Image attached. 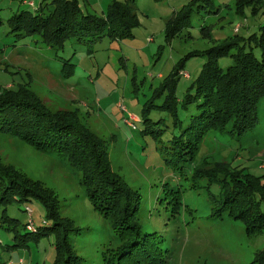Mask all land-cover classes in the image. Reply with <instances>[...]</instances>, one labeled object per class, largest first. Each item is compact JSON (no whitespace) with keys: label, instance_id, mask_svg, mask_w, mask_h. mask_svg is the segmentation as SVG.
Wrapping results in <instances>:
<instances>
[{"label":"rangeland","instance_id":"rangeland-1","mask_svg":"<svg viewBox=\"0 0 264 264\" xmlns=\"http://www.w3.org/2000/svg\"><path fill=\"white\" fill-rule=\"evenodd\" d=\"M30 1L38 6L43 0H0V90L25 84L52 109L80 111L90 129L105 139L113 169L142 197L138 215L142 232H158L166 263L257 264L253 262L264 248V231L248 236L242 221L226 214L213 217L211 196L205 188L208 178L199 177L207 170L229 165H240L257 175L264 173V97L258 104L253 129L243 136L207 131L193 161L179 159L174 147L191 116L198 112L196 104L183 108L179 103L178 120L182 124H176L169 110L146 108L150 103L165 104L166 95L156 97L154 91L183 65L176 91L181 101L207 59L203 55L183 57L213 45L201 36L203 19L196 13L191 27L167 41V17L189 0H135L141 22L131 28L133 35L127 31L117 40L70 38L62 50L46 45L37 35L19 37L10 32L8 20L15 12L34 11L26 5ZM79 1L83 12L101 15L112 0ZM222 15L226 18H206L214 25L216 39L233 34L236 25H240L238 34L248 36L264 23V14L253 15L248 8L243 18L235 11ZM260 52L259 47L254 48L256 55ZM233 62L229 56L219 60L224 68ZM129 113L141 118L135 123L136 129L125 121ZM145 116L150 120L146 134ZM0 160L40 181L58 198L61 214L73 228L68 243L82 256L83 264H115L116 252L128 241L117 235L115 220L89 202L81 170L62 155L42 152L1 129ZM198 166L201 170L196 169ZM210 191L219 195L216 184ZM26 205L33 209L32 217ZM6 214L19 227L15 229L8 221L0 223V264H21V260L24 264H57L55 233L37 240L29 238L25 246L19 245V236L29 233L25 225L30 218L41 231L50 225L39 200L14 201ZM128 264L139 263L130 260Z\"/></svg>","mask_w":264,"mask_h":264},{"label":"trees","instance_id":"trees-1","mask_svg":"<svg viewBox=\"0 0 264 264\" xmlns=\"http://www.w3.org/2000/svg\"><path fill=\"white\" fill-rule=\"evenodd\" d=\"M26 3L34 11L15 12L8 20L10 32L19 37L37 35L43 43L56 50L64 49L70 38H92L94 41L102 37L121 39L127 31L133 35L131 28L141 22L135 0H112L101 15L83 12L79 0H43L38 6L33 1ZM247 7L251 8L253 15L264 12L261 0H237V14L244 15ZM214 9L215 0H190L166 20L167 41L171 42L192 25L193 13H207ZM203 37L212 39L213 35L205 32ZM255 47L260 48V55L254 53ZM197 55L207 59L184 98L179 101L176 95L180 71L184 69L182 65L154 91L156 97L166 95L165 104L160 107L150 103L146 107L169 110L176 124H182L178 120L179 103L183 108L196 104L198 112L191 116L184 133L175 141L178 144L174 147L178 149L176 155L185 161H193L207 131L243 136L255 127L258 104L264 97V23L248 36L230 35L207 49L193 50L182 60ZM228 56L234 62L224 68L219 60ZM142 121L146 123L144 134L149 133L148 116ZM0 129L42 152L62 155L82 171V183L88 192L89 202L94 209L112 217L117 235L128 241L116 252L115 264H128L130 260L139 264H149L151 260H159L157 264H168L160 252L158 232H142L143 226L138 218L142 197L113 169L105 139L90 129L78 109H52L27 85L8 86L0 90ZM196 169L201 170L199 166ZM202 177L208 178L205 188L211 196L213 217L222 218L226 214L242 221L248 236L264 231V173L257 175L240 165H229L207 170L199 178ZM214 184L219 195L210 191ZM32 200L43 204L50 225L41 231L30 218L34 227H28L29 220L25 227L30 234L20 235L19 245L25 246L29 238L37 240L55 233L57 264H83L82 256L73 252L68 243L73 228L62 216L58 198L40 181L22 175L15 166L0 160V223L8 221L17 229L19 223L8 217L7 207L14 201L25 203ZM253 263L264 264V248L256 254ZM107 264L114 263L107 261Z\"/></svg>","mask_w":264,"mask_h":264},{"label":"crops","instance_id":"crops-1","mask_svg":"<svg viewBox=\"0 0 264 264\" xmlns=\"http://www.w3.org/2000/svg\"><path fill=\"white\" fill-rule=\"evenodd\" d=\"M190 1V0H189ZM263 3H264V0H261ZM236 2H237V0H229V1H227V3L225 2V1H221V0H215V9L212 11V12H207V13H205V12H202V13H196V14H198L202 19H203V23L201 24V28H200V30H201V36L203 37V34L206 32V33H211L212 35H213V37H212V39H210V38H207V39H209L210 41H212L213 42V44H215L217 41H220V40H223V39H225L226 37H228V36H230V35H228V36H226V37H223V38H220V39H216V37H214V25H211L212 23H207L206 22V18H210L211 16H213V15H215V16H217L218 18H226L225 16H223L222 14L224 13V12H226V13H228V12H231L232 13V11H235V13L237 14V12H236ZM34 4L36 5V3L34 2ZM26 5H29V6H31L29 3H27ZM185 4H183L182 5V7L184 6ZM37 6V5H36ZM181 7V8H182ZM248 9H250V12H251V8L250 7H247ZM247 8H245V14L244 15H242V16H240L239 14H237L239 17H246V10H247ZM230 10V11H229ZM174 11H177V10H174ZM173 11V12H174ZM137 12H138V8H137ZM173 12L167 17V19L173 14ZM260 14H264V12H259ZM258 13V14H259ZM194 14V13H193ZM257 15V14H256ZM193 17V16H192ZM140 19V18H139ZM140 21H141V19H140ZM192 26V25H191ZM190 26V27H191ZM240 27V25H236L235 26V28H234V30H233V34H231V36L232 35H235L237 32H239V28ZM188 29V28H187ZM204 31V32H203ZM188 34H190V33H188ZM191 35V34H190ZM203 38H205V37H203Z\"/></svg>","mask_w":264,"mask_h":264},{"label":"built area","instance_id":"built-area-1","mask_svg":"<svg viewBox=\"0 0 264 264\" xmlns=\"http://www.w3.org/2000/svg\"><path fill=\"white\" fill-rule=\"evenodd\" d=\"M185 75H186V76H189V75L186 74V73H185ZM122 108H123L124 110L126 109L124 106H122ZM125 121H126L128 124H129V122H131L132 127H133L134 129H136V125H135V123H136V122H139V117H138L137 115L133 114V113H129V115H128V119H125ZM27 210H28L29 214H32V213H33V210H32V208H31L30 206L27 207ZM28 227H29L30 229H33L34 225H33V221H32V220H30V225H29ZM21 264H24V261H23V260H21Z\"/></svg>","mask_w":264,"mask_h":264}]
</instances>
